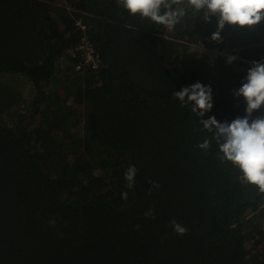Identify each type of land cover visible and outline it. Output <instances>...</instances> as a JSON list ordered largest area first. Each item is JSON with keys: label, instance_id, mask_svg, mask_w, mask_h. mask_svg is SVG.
<instances>
[{"label": "trees", "instance_id": "obj_1", "mask_svg": "<svg viewBox=\"0 0 264 264\" xmlns=\"http://www.w3.org/2000/svg\"><path fill=\"white\" fill-rule=\"evenodd\" d=\"M209 30L189 17L162 37L115 0H0V264H201L206 246L203 264H264V199L195 147L200 127L173 99L200 81L210 114L242 112L230 90L264 47L185 49ZM86 41L103 65L77 70ZM217 47L241 61L226 66Z\"/></svg>", "mask_w": 264, "mask_h": 264}, {"label": "clouds", "instance_id": "obj_2", "mask_svg": "<svg viewBox=\"0 0 264 264\" xmlns=\"http://www.w3.org/2000/svg\"><path fill=\"white\" fill-rule=\"evenodd\" d=\"M116 6L129 17L148 21L158 31L172 34L189 17L195 25L209 26L204 42L220 46L226 38L251 40L264 47V0H115ZM239 49L225 52L224 63L231 66L241 61ZM247 67L239 85L231 95L242 112L231 119H218L212 113L213 88L200 81L183 86L173 93L181 107L188 109L204 136L195 147L205 155L212 154L221 166H230L237 173L241 188L264 199V55L246 61ZM137 168L130 165L125 173L129 189L135 186ZM158 187V185H153ZM128 193H121L127 199ZM146 216H153L150 209ZM173 231L183 236L189 229L173 220ZM138 227V226H137Z\"/></svg>", "mask_w": 264, "mask_h": 264}, {"label": "rangeland", "instance_id": "obj_3", "mask_svg": "<svg viewBox=\"0 0 264 264\" xmlns=\"http://www.w3.org/2000/svg\"><path fill=\"white\" fill-rule=\"evenodd\" d=\"M200 35L202 36V34H200ZM200 35L197 36L196 38H194L193 40H189L188 39L189 41H183V45H184L185 49L186 50H194V51H203V50H208V49L211 50V49H213L215 47V45L209 44L207 42H205V46H204V42L201 39ZM160 36L168 37L167 33L160 34ZM224 48L225 47H222L221 49H219L217 47V49L215 51H217V52L220 51L221 53L224 54V52L228 50V49H225V51H224ZM11 79L15 83L16 90L20 94V99L22 100L23 105L26 106L31 100V98H30V96L28 94L27 82L23 78L18 77L16 75L12 76ZM1 92L3 94L8 93L5 88H3L1 90Z\"/></svg>", "mask_w": 264, "mask_h": 264}, {"label": "built area", "instance_id": "obj_4", "mask_svg": "<svg viewBox=\"0 0 264 264\" xmlns=\"http://www.w3.org/2000/svg\"><path fill=\"white\" fill-rule=\"evenodd\" d=\"M78 24L81 25L80 22H78ZM79 48L80 49L78 50V52L80 53V55L79 62H77L76 64L77 70H80L86 66L99 68L101 65H103L100 53L97 51V49L93 46L91 42L86 41L82 43Z\"/></svg>", "mask_w": 264, "mask_h": 264}, {"label": "water", "instance_id": "obj_5", "mask_svg": "<svg viewBox=\"0 0 264 264\" xmlns=\"http://www.w3.org/2000/svg\"><path fill=\"white\" fill-rule=\"evenodd\" d=\"M225 49H228L227 47H225L224 48V51H225ZM225 52H230V49H228L227 51H225ZM224 52V53H225ZM107 67H108V70L115 76V72H114V70H113V68H112V64H111V62H109L108 63V65H107ZM238 199V198H237ZM254 202H256V199L254 200ZM229 228H230V226H228L227 225V229H226V231H229ZM223 235V234H222ZM222 235L220 236V237H222ZM219 237V238H220ZM206 251H207V246L205 247V249H204V252H203V256H202V263L201 264H203V260H204V257H205V253H206Z\"/></svg>", "mask_w": 264, "mask_h": 264}]
</instances>
